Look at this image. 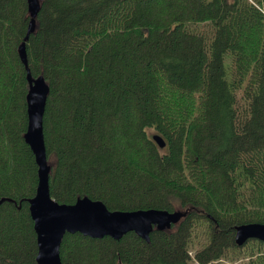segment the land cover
I'll return each mask as SVG.
<instances>
[{
  "label": "trees",
  "instance_id": "16d2710c",
  "mask_svg": "<svg viewBox=\"0 0 264 264\" xmlns=\"http://www.w3.org/2000/svg\"><path fill=\"white\" fill-rule=\"evenodd\" d=\"M256 6L264 10V0H39L28 33L27 0H0V264H37L22 44L31 78L49 87L52 199L180 216L149 241L65 234L62 264H264V242H235L237 227L264 224Z\"/></svg>",
  "mask_w": 264,
  "mask_h": 264
},
{
  "label": "water",
  "instance_id": "95a60500",
  "mask_svg": "<svg viewBox=\"0 0 264 264\" xmlns=\"http://www.w3.org/2000/svg\"><path fill=\"white\" fill-rule=\"evenodd\" d=\"M31 17L28 33L34 30L35 18L39 11V0H27ZM19 57L26 69L28 93L26 95L27 127L24 142L34 155L38 167V183L34 196L29 201V213L33 221L37 241V264H62L60 246L65 234L79 233L91 239L109 237L120 240L133 232L144 241L156 229L164 231L178 223V212L160 209L135 211H110L100 201L86 197L74 204H59L49 192V172L43 135V116L49 87L43 77L32 79L27 68L24 44L19 47ZM152 141L164 148L165 142L159 135ZM5 199L0 200V205ZM249 240L264 242V224L251 223L236 228L235 242L238 246Z\"/></svg>",
  "mask_w": 264,
  "mask_h": 264
},
{
  "label": "rangeland",
  "instance_id": "374dc122",
  "mask_svg": "<svg viewBox=\"0 0 264 264\" xmlns=\"http://www.w3.org/2000/svg\"><path fill=\"white\" fill-rule=\"evenodd\" d=\"M148 135L149 136L155 135L154 130H148ZM190 255L192 256V253H190ZM237 263H239V262H237ZM214 264H234V263H231L229 261H220V263H214Z\"/></svg>",
  "mask_w": 264,
  "mask_h": 264
},
{
  "label": "built area",
  "instance_id": "2783aa9c",
  "mask_svg": "<svg viewBox=\"0 0 264 264\" xmlns=\"http://www.w3.org/2000/svg\"><path fill=\"white\" fill-rule=\"evenodd\" d=\"M251 1V0H249ZM257 7V6H256ZM263 14H264V10H262L261 8L257 7Z\"/></svg>",
  "mask_w": 264,
  "mask_h": 264
}]
</instances>
